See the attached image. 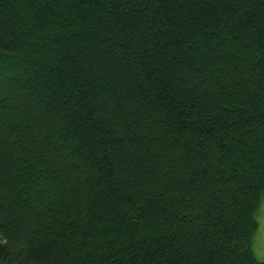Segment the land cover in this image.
I'll return each instance as SVG.
<instances>
[{
    "label": "trees",
    "instance_id": "trees-1",
    "mask_svg": "<svg viewBox=\"0 0 264 264\" xmlns=\"http://www.w3.org/2000/svg\"><path fill=\"white\" fill-rule=\"evenodd\" d=\"M264 0H0V264H264Z\"/></svg>",
    "mask_w": 264,
    "mask_h": 264
},
{
    "label": "rangeland",
    "instance_id": "rangeland-1",
    "mask_svg": "<svg viewBox=\"0 0 264 264\" xmlns=\"http://www.w3.org/2000/svg\"><path fill=\"white\" fill-rule=\"evenodd\" d=\"M256 219L258 227L253 239V252L258 260H264V196L260 200Z\"/></svg>",
    "mask_w": 264,
    "mask_h": 264
}]
</instances>
